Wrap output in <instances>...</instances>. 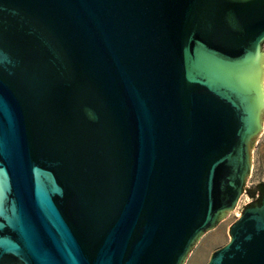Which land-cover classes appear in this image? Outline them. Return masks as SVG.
I'll use <instances>...</instances> for the list:
<instances>
[{
    "label": "water",
    "instance_id": "1",
    "mask_svg": "<svg viewBox=\"0 0 264 264\" xmlns=\"http://www.w3.org/2000/svg\"><path fill=\"white\" fill-rule=\"evenodd\" d=\"M264 0H0V264H264Z\"/></svg>",
    "mask_w": 264,
    "mask_h": 264
},
{
    "label": "rangeland",
    "instance_id": "2",
    "mask_svg": "<svg viewBox=\"0 0 264 264\" xmlns=\"http://www.w3.org/2000/svg\"><path fill=\"white\" fill-rule=\"evenodd\" d=\"M254 140L259 142V146L257 144L253 146V142L246 144L253 169L252 176H246V185L249 187L254 186L256 182L264 181V133H260V138L254 136ZM249 200L250 197L245 196V193L238 195L233 207L226 210L227 216L223 224L210 229L208 235L199 243L198 249L192 248L188 251L187 264H205L210 254L228 241L229 226L241 215L244 204Z\"/></svg>",
    "mask_w": 264,
    "mask_h": 264
},
{
    "label": "flooded vegetation",
    "instance_id": "3",
    "mask_svg": "<svg viewBox=\"0 0 264 264\" xmlns=\"http://www.w3.org/2000/svg\"><path fill=\"white\" fill-rule=\"evenodd\" d=\"M257 184H264V181H263V182H256L255 185H257ZM255 185H254V186H255ZM252 187H253V186H252ZM252 187H249V186L246 185V191L250 190ZM245 196H249V197H250V200L247 201V202L244 204L245 207L241 210V213H242V211H243L247 206L250 205V202H253L250 193H245Z\"/></svg>",
    "mask_w": 264,
    "mask_h": 264
}]
</instances>
